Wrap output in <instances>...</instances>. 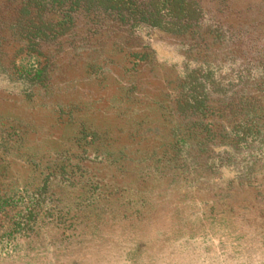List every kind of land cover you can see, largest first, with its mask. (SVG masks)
<instances>
[{
  "label": "rangeland",
  "instance_id": "obj_1",
  "mask_svg": "<svg viewBox=\"0 0 264 264\" xmlns=\"http://www.w3.org/2000/svg\"><path fill=\"white\" fill-rule=\"evenodd\" d=\"M196 1L184 35L0 25V264H264V113L239 126L264 107V0Z\"/></svg>",
  "mask_w": 264,
  "mask_h": 264
},
{
  "label": "trees",
  "instance_id": "obj_2",
  "mask_svg": "<svg viewBox=\"0 0 264 264\" xmlns=\"http://www.w3.org/2000/svg\"><path fill=\"white\" fill-rule=\"evenodd\" d=\"M66 2H69V5L64 7ZM47 5L55 6L62 14L61 21L52 28L50 22H45L41 18ZM13 12L15 16L7 22L0 21V25L3 27L6 23L5 27L12 33V36H16L18 41L22 40L29 47L35 45L33 42L35 40L64 36L74 24L75 18L72 14L78 12L88 17L89 22L95 25L107 20L117 28L125 27L126 30H132L144 25L173 35L193 33V30L199 26L202 17V9L196 0H50L48 2L45 0H22L16 4ZM21 51L22 48L17 50V52ZM43 70L44 68H41L36 71L35 76L40 77ZM196 72L194 71L193 74H197ZM200 86L203 87V84L200 83ZM260 93L263 96L258 98L264 99V90ZM191 97L192 106L181 107L177 111L181 110L183 113L184 109L189 107L199 111L208 109L204 104L205 97H201V95ZM247 99L249 98H245L244 101L246 102ZM241 101L240 99L233 108L240 106L241 109ZM252 111L250 123L246 118V121L239 125L242 128V136L245 138L260 134V130L254 124H257L255 119L261 118V113H264V107L258 105L253 107Z\"/></svg>",
  "mask_w": 264,
  "mask_h": 264
}]
</instances>
